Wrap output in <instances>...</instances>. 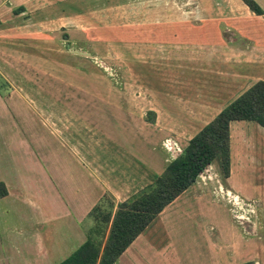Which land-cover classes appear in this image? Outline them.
I'll use <instances>...</instances> for the list:
<instances>
[{"label":"rangeland","instance_id":"374dc122","mask_svg":"<svg viewBox=\"0 0 264 264\" xmlns=\"http://www.w3.org/2000/svg\"><path fill=\"white\" fill-rule=\"evenodd\" d=\"M93 1L69 0L67 9L70 13H75L74 9L79 8L86 15V18L80 17L72 21L78 22V27L73 24L67 26L77 30L69 36L65 29L59 28L47 35L37 34L36 38L32 36L31 46H27L29 43L25 42V34L14 39L6 38L0 43V46L6 48L5 52L0 51V91L5 94L9 106V109L6 108L0 114V167L1 163L3 167L7 163V170L2 171L4 176L10 175L13 180H17L16 171L15 174L13 171L15 167L10 160L16 157L20 163L18 167L25 168V175L32 174L36 177L38 174L39 180L45 183L44 165L48 162L50 164V160L57 164L56 158L62 156V152L57 148L60 147L58 143L52 145L47 140L48 133L44 127L69 125L74 122L75 117L88 123L95 120L101 125L125 122V125H135L134 132L142 130L147 138L160 130L158 125H202L206 118L214 115L206 114L205 117L200 113L202 118L195 116L197 113L192 111L197 96L195 87L210 81L211 87L220 89L222 81L227 79V70L232 72L240 68L227 62L219 53V47L225 42L222 38L224 27L238 28L244 41L255 43L257 50L263 47L262 40L258 41L256 35L248 32L253 23L248 21L245 13L238 11L237 3L229 4L228 0H224V5L212 1V5H209L208 0H198L200 9L206 12V9L211 8L210 13L214 12L219 18L203 19L201 22L165 19L166 24L160 25L165 33L160 36L152 30L142 33L141 26H150L152 29L158 25V20L140 16L141 9L153 10L159 6L166 10H189L197 8L198 3L192 0H132L126 6L124 0H110L107 5L117 6L112 12L114 16L101 18L93 9ZM130 7L137 10V14L126 18V10ZM130 26L133 28L128 29ZM159 37L166 39L163 46V42L158 41ZM162 47L166 48L164 55L161 53ZM214 47L218 49H213ZM260 62V66H252L246 70L251 75L248 81L253 80V83L257 77H264V58ZM198 93L203 95L204 100L213 103V106H224L215 96L218 93L204 94L202 89ZM232 96L230 94V101ZM18 104L22 105V112L16 108ZM27 104L32 107V111ZM153 110L155 113L151 114L150 111ZM150 118L154 121L151 122ZM246 122L238 123L245 125ZM247 123L249 124L246 125H259L254 121ZM10 125H21V129L12 130ZM148 131L150 135L147 134ZM170 132L176 134L174 130ZM185 132L186 136L193 133L192 130ZM31 133H37L39 138L31 137ZM252 134L253 137L261 139L260 134ZM244 137L237 136L233 139L234 152L238 159L240 150L244 148L240 145ZM248 144L244 145L247 150L256 151L264 159V144L260 148L251 146L250 141ZM28 146L37 152L42 168L34 166L35 169H30V162L24 161ZM51 146H55L54 150ZM119 146L121 147L120 144ZM244 162L243 160L242 165ZM235 163L236 172L230 179V185L246 195H254L257 189L264 194V165L252 176L239 173L240 161L235 159ZM211 170H214V165L208 167L207 173ZM0 178L3 177L0 175ZM19 179L21 180L18 182L24 186L26 194L19 188L20 193L14 195L16 199H0V264H20L19 262L26 261L23 254L30 250L26 239L13 238V233L7 232L14 228L13 225L10 226L11 221L14 224L30 222L21 218H26L24 214L20 216L14 212V204L19 203L20 197L27 200L30 197L28 195L39 197V191L35 189L39 190L42 184L27 177L20 176ZM192 212L196 215H189L188 220L176 223L173 232L176 254L171 253L169 258L149 257L144 264H226L228 247L224 244L221 249L223 239L215 242L205 220V223H200V219L207 214L220 222L223 236L227 235L226 221H229V217L225 208L213 206L205 207L200 212ZM261 219L264 224V213ZM93 222L94 216H87L82 227L90 228ZM26 226L30 229L29 223ZM236 228L235 226V230ZM205 231L207 234H204ZM261 232L264 235V229ZM233 235L238 236V233L229 227L227 238L234 243L229 250L235 253L233 264H239L238 257L248 259L250 248L242 244L239 237L233 239ZM47 241L52 245L51 239L47 238ZM75 246L76 243H70L68 248Z\"/></svg>","mask_w":264,"mask_h":264},{"label":"crops","instance_id":"0c3cea01","mask_svg":"<svg viewBox=\"0 0 264 264\" xmlns=\"http://www.w3.org/2000/svg\"><path fill=\"white\" fill-rule=\"evenodd\" d=\"M124 1L126 6L129 2L132 3V0ZM192 1L198 3L197 8L166 10L164 8L160 9L158 6L153 10L145 9L144 11L141 9L140 16L158 20V25L152 29H150V26H141L142 33L152 30L158 36L164 34L165 31L160 29V25L166 24L165 19L201 22L203 19L215 20V17L219 18L213 14L214 12L211 11L210 13L211 8L206 9V12L200 9V1ZM208 1H210L209 5H212V2L215 4L220 2L224 5V0ZM228 1L229 4L237 3L238 11H242L247 15L245 17L253 23L252 26H249L248 32L256 35L258 41L261 39L263 47H259L260 49L257 50L255 43L244 41L245 39H243L238 28L224 27L222 38L225 42L219 47L222 52L219 53L227 62L236 64L240 68L232 72L227 70L226 75L223 73L227 79L222 81L220 89L211 87L210 81H207V86L202 84L200 87H195L197 96L193 102L194 110L192 109L197 113L195 116L202 118L200 113L204 116L206 114L214 115L206 118L207 120L202 125H158L160 130H157L152 137L147 138L146 133L142 130L134 132L135 125H125V122L101 125L95 120L90 121L93 123H88L82 121L79 117H75L74 122L69 125H45L44 127L48 133L46 135L47 140L49 139L52 145L58 143L60 147L57 148L62 152V156L56 158L58 160L57 164L51 163L50 160V164L48 162L44 165L46 167H44L45 175L43 176L46 184L39 180L38 176L40 175L38 174L36 177L32 174L25 175V168L18 167L20 163L16 157L10 159L13 167H15L14 174L15 171L17 174L16 181L10 175H3L2 171L7 170V163L5 162L4 167L1 163L0 175L4 179L0 178V182L5 184L4 188H6L7 194H0V199H16L14 195L20 193L19 188L23 189L24 194H26L24 186L20 185V181L18 182V180H21L19 179L20 176L35 179L42 184L39 190L35 189L39 191V197L28 195V197L30 196L28 200L20 197L18 199V201L20 200L19 203L14 204V212L20 214V216L24 214L26 218H21L30 220L28 222L30 229L26 226L28 223L14 224L11 221L10 226L13 225L14 228L7 232H12L13 238L21 240L24 238L29 242L30 250L23 254L26 261L19 262L20 264H58L70 256L87 240L91 228L95 225L94 219L90 228L82 227L86 217L92 215L91 211L96 206L103 205L105 200H110L115 204V211L119 203L130 199L142 189L154 183L167 165L182 153L189 140L206 126L205 124L213 120L222 109L254 83L264 80V77H257L254 80L255 82L252 83L253 80L248 81L251 75L246 73V70L252 66H260L262 63L260 61L264 58L262 57L264 56V12L261 15L256 14L242 0ZM256 1L264 11V0ZM68 2L69 0H0V43L6 38L14 39L25 34V42L29 43L27 46H31L32 41H30V38L32 36L36 38L37 34L47 35L48 32H54L55 29L59 28L65 29L64 31L68 33L67 36L72 32H76V29H71L72 27L69 29L67 26L71 24L75 26L78 22L73 23L72 21L78 20L80 17L86 18V15H83L84 12L79 8L74 9L75 13H70L67 9ZM110 2V0L93 1L95 6L93 9L97 11V16L101 18L114 16L112 12L117 9V6L107 5ZM102 3H106V5ZM131 8L126 10V18L129 16L134 17V13L137 14V10L134 11ZM132 28L130 26L128 29ZM35 38L33 40L34 44ZM161 38L159 37L158 41L163 42V46L166 39L165 37ZM237 39L240 42L234 43ZM145 49H148V47L145 46ZM162 49L161 53L164 55L166 48L162 47ZM213 49L218 48L214 47ZM0 51L5 52L6 48L0 46ZM260 51L262 52L260 53ZM231 79L233 85H231ZM201 89L204 94L212 93L214 95L218 93L215 96L218 102L223 103L224 106L218 108L213 106V103L204 100L203 95L198 93ZM230 94L233 95L231 101ZM163 96L166 95L163 93ZM223 98L226 100L223 101ZM23 103L25 104V101ZM27 106L32 111V107L28 104ZM6 108L9 109L6 96L0 91V114L4 113ZM16 108L19 112H22L21 104H18ZM150 113L154 114L155 111H150ZM150 121L152 122L154 119L150 118ZM238 122L241 121H235L231 124V175L227 178L224 177L220 160L212 163L210 166L214 165V170L207 173V168L202 172L198 180L171 202L134 240L115 264H144L149 257L164 258L171 253L176 254L177 248L175 249L173 237L176 223L188 220L189 215H196L192 211L200 212L205 207L212 208L213 206L225 208L228 214L229 221H226L227 235L223 236L220 222L217 219L210 218L207 214L200 219V223H207L215 242H219L220 238L223 239L220 245L226 244L228 247L226 264H233L235 261L234 251L229 250L234 246V243L229 241L230 238H227L229 227L238 233V236L233 235V239L239 237L238 240L250 248L248 259H245L244 256V259L238 257L239 264L248 261H252L254 264H264V235L261 232L264 229L261 219L264 213V197L259 195L264 194L257 189V193H254V195H246L230 185V179L234 177L236 172L235 159H237V162L240 161L241 170H239V173H247L252 176H255L260 167L264 165V159L261 155H257L256 151L251 150L250 152L244 146L249 145L250 141L251 146L260 148L264 144V127L261 125H246L249 124L247 122L251 121H247L245 125H239ZM10 126H12V130L18 129L20 131L19 129H21V125ZM30 130L33 131L32 128ZM36 130L35 128L34 131ZM173 130L176 131V134H171L170 131ZM188 130H192L193 133L186 136L185 131ZM250 132L260 134L261 139L253 137L252 133L250 136ZM147 134L150 135V131ZM17 135L19 134L17 133ZM243 135L245 137L241 140L240 145L244 148L240 150L238 159L237 155L235 156L233 139L237 136L243 137ZM31 137L39 138L37 133H31ZM183 140L185 144H183ZM21 141L24 142V140ZM26 144L29 145V142L26 141ZM50 148L54 150L55 146ZM26 149L28 153L24 161L30 162L28 167L30 169H35L34 166L42 168L37 152L30 146ZM243 160L245 161L244 166L242 165ZM9 168L10 166H8ZM189 220L196 221L192 218H189ZM235 226L237 227L236 230ZM28 229L29 231H27ZM204 234H207V231ZM214 237L219 238L214 239ZM47 238L52 240V245L48 244ZM70 243H76V246L68 248ZM222 248L224 247L222 246Z\"/></svg>","mask_w":264,"mask_h":264},{"label":"trees","instance_id":"16d2710c","mask_svg":"<svg viewBox=\"0 0 264 264\" xmlns=\"http://www.w3.org/2000/svg\"><path fill=\"white\" fill-rule=\"evenodd\" d=\"M242 1L256 14H263L256 0ZM235 121H254L264 127V80L253 84L193 136L154 183L119 203L115 211V204L110 200L96 206L91 213L95 225L87 240L58 264H115L157 216L191 187L212 163L220 160L224 177H229L231 124ZM4 186L0 182L1 195L7 194Z\"/></svg>","mask_w":264,"mask_h":264}]
</instances>
